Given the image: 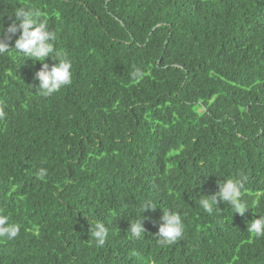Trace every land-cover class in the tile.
Listing matches in <instances>:
<instances>
[{
  "label": "trees",
  "instance_id": "16d2710c",
  "mask_svg": "<svg viewBox=\"0 0 264 264\" xmlns=\"http://www.w3.org/2000/svg\"><path fill=\"white\" fill-rule=\"evenodd\" d=\"M20 6L45 14L73 78L43 97L34 74L58 59L0 54V214L20 226L0 264H264L248 232L264 215V0H0V25ZM241 175L243 215L199 206ZM163 208L184 219L172 245Z\"/></svg>",
  "mask_w": 264,
  "mask_h": 264
},
{
  "label": "clouds",
  "instance_id": "9594fccd",
  "mask_svg": "<svg viewBox=\"0 0 264 264\" xmlns=\"http://www.w3.org/2000/svg\"><path fill=\"white\" fill-rule=\"evenodd\" d=\"M15 19L7 24L6 27L0 25V54L15 50L22 53L24 57L31 58L33 62H44L47 57L53 56L58 62L49 66L44 62L42 67L35 72L34 79L39 81L37 93L43 97H49L58 93L62 88L72 83L73 71L72 62L66 55L62 56L56 48L57 34L50 30L45 14L38 9L20 6L13 12ZM15 39L14 47L10 45L13 37ZM137 73V76H140ZM47 170L41 168L39 174L41 177L46 175ZM247 176L241 175L235 179H224L219 181V190L213 195L199 196V206L208 214H212L214 206H218L219 200L231 205L235 213L243 215L250 206L241 199L246 193L245 185ZM219 198V199H218ZM151 201L141 204L140 209L144 214L149 208L155 209ZM160 225L157 235L159 243L162 245H172L176 243L184 233V219L179 211L164 209L160 217ZM131 239H139L145 236L144 215L142 218L130 223L127 231ZM248 232L254 238L264 237V215L253 219ZM20 233V226L9 221V217L0 214V239L13 240ZM109 236V229L106 223L96 220L92 223L90 231V244L103 246Z\"/></svg>",
  "mask_w": 264,
  "mask_h": 264
},
{
  "label": "water",
  "instance_id": "95a60500",
  "mask_svg": "<svg viewBox=\"0 0 264 264\" xmlns=\"http://www.w3.org/2000/svg\"><path fill=\"white\" fill-rule=\"evenodd\" d=\"M168 42V41H167Z\"/></svg>",
  "mask_w": 264,
  "mask_h": 264
}]
</instances>
